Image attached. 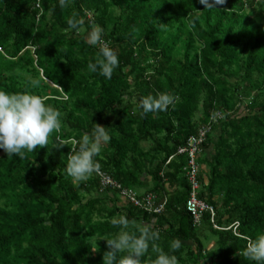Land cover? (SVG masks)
<instances>
[{"label": "trees", "instance_id": "16d2710c", "mask_svg": "<svg viewBox=\"0 0 264 264\" xmlns=\"http://www.w3.org/2000/svg\"><path fill=\"white\" fill-rule=\"evenodd\" d=\"M37 3L0 0V89L46 97L61 127L24 159L0 149V264H102L101 238L118 230L110 221L120 214L159 230L165 251L179 238V264H254L243 252L264 231V0ZM73 14L79 30L65 22ZM97 26L120 62L110 80L88 68ZM164 92L174 104L142 116L140 99ZM218 112L196 163L199 199L214 208L220 231L210 214L197 225L188 212L189 156L178 153ZM94 123L110 135L100 173L131 200L103 188L99 174L74 183L65 165L78 143L53 147L79 141ZM152 194L166 200L158 214L135 206Z\"/></svg>", "mask_w": 264, "mask_h": 264}, {"label": "clouds", "instance_id": "9594fccd", "mask_svg": "<svg viewBox=\"0 0 264 264\" xmlns=\"http://www.w3.org/2000/svg\"><path fill=\"white\" fill-rule=\"evenodd\" d=\"M71 0H58V6L63 9L70 5ZM205 7L222 5L225 0H200ZM69 30H79L83 20L75 14L66 19ZM88 42L98 47V54L88 68L99 76L110 80L119 66L116 52L102 42V29L91 28ZM33 84L35 82L33 81ZM47 98L30 91L8 92L0 89V149L8 156L24 159L26 153L37 147L49 145V136L58 132L61 127V113L45 103ZM175 97L164 92L156 95L143 96L138 107L143 116L147 113L165 111L173 105ZM110 140L105 126L93 125L90 133L84 134L79 141H55L53 147L59 149L71 143L78 148L70 150L65 171L73 182L86 181L94 173L99 174L101 164L98 157L102 147ZM110 223L118 230L106 240L107 251L103 254L102 264H148L143 258L150 253L155 254L150 264H179L177 252L182 248L179 238L168 241L167 251L158 243L161 239L159 230L150 226L140 225L135 220L120 214L113 217ZM96 237H92L94 242ZM93 247L92 242L89 243ZM243 255L254 264H264V231L249 239Z\"/></svg>", "mask_w": 264, "mask_h": 264}, {"label": "built area", "instance_id": "2783aa9c", "mask_svg": "<svg viewBox=\"0 0 264 264\" xmlns=\"http://www.w3.org/2000/svg\"><path fill=\"white\" fill-rule=\"evenodd\" d=\"M37 7H39L40 0H37ZM103 42V41H102ZM106 44L105 42H103ZM107 45V44H106ZM224 117V114L222 112H218L213 117L210 118V121L199 128L195 136H190L187 140V146L184 148H181L178 153L179 154H188L189 156V163H188V170H187V178L189 181V184H191L192 191L190 194V199L187 203V210L190 212L191 216L194 219L195 224H199L201 219L206 215H211V221L214 224V228L216 230H221L216 224H215V218H216V212L214 208L207 203L201 201L199 199V191H200V183H199V167L196 163V156L201 153V146L206 142L207 136L212 132L214 124L219 123ZM101 176V184L103 188L113 189L120 192L121 196L123 198L132 199L134 194L124 189L123 186L116 182L114 179L99 173ZM135 197V196H134ZM165 202L157 203L156 196L148 195L141 199H137L135 201V206L139 209L143 210L146 213L151 214H158L164 210ZM234 230L235 234L239 236V234L236 233L237 228L231 226L228 228V230Z\"/></svg>", "mask_w": 264, "mask_h": 264}, {"label": "rangeland", "instance_id": "374dc122", "mask_svg": "<svg viewBox=\"0 0 264 264\" xmlns=\"http://www.w3.org/2000/svg\"><path fill=\"white\" fill-rule=\"evenodd\" d=\"M213 242H214V241H213ZM213 242H211V243H210V246L214 245V243H213Z\"/></svg>", "mask_w": 264, "mask_h": 264}]
</instances>
